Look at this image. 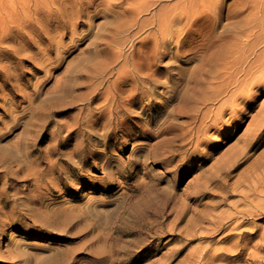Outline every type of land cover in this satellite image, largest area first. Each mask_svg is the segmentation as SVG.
Returning <instances> with one entry per match:
<instances>
[{
    "label": "rangeland",
    "instance_id": "rangeland-1",
    "mask_svg": "<svg viewBox=\"0 0 264 264\" xmlns=\"http://www.w3.org/2000/svg\"><path fill=\"white\" fill-rule=\"evenodd\" d=\"M22 1L31 0H5L10 5ZM43 1L47 6L49 0ZM207 1L160 0L143 14V18H151L163 5L175 8L181 16L192 14V11L203 18L213 6L219 5L217 15L220 21L216 33L222 37L223 46L233 39L251 41L264 38V0ZM32 2L29 4L34 6ZM60 2L52 9L68 6L64 0ZM187 8L190 12L185 10ZM36 19H41V15ZM103 21L102 18L95 20L93 32ZM198 25L193 29L197 28L203 35H187L178 52L174 40L170 39L177 56L157 62L156 91L159 94L155 100L143 99L129 106L132 116L140 112L142 104L149 106L148 114L141 122L135 117L129 124L109 127V117L100 114L105 104L106 87L114 81L117 67L113 74L107 73L102 78L95 99L91 100L88 92V80H83L87 86L82 83L74 88L68 98L51 102L47 109L39 105L51 96L47 95L48 91L55 89V81L72 67L73 59L86 55L82 52L88 48V41L64 58L51 78L45 81L41 77L43 73L33 71L30 62L22 65L19 69L21 80H11L10 84L24 88L27 94L36 95L31 103L22 102L17 97L13 114L20 116V123L32 121L26 131L32 144L29 155L20 154L23 162L19 166L12 165L13 173L0 167V198L7 205L5 212H0V221L6 218L15 220L16 214H11L10 206L19 204L22 213L29 208L39 218L67 224L68 231L62 232V226L48 231L33 230L30 228L34 225L32 217L25 219L23 226L8 225L0 235V251H20L32 259L30 262L10 261L9 264H47L44 260L55 254L60 260H68L66 256L71 255L67 264H120V261L126 264H264V141L250 152L252 157L248 161L232 171L226 182L210 186L205 197L194 194L231 152L242 145L245 134L252 129L254 118L262 108L264 94L254 100L246 116H236V119L226 116L224 124H220L221 133L217 135L211 130L207 144L200 147V152L188 156L182 165L177 162L179 157L168 167L147 159L148 152L163 136L133 138L136 132L156 129V124H147L151 117L159 116L160 123L166 119L171 108L180 104V94L190 84L187 83L189 76L201 66L200 56H210L216 50L205 44L210 24ZM176 28H181V24ZM148 31L145 30L142 36ZM254 49L259 53L263 47L259 45ZM171 91L177 95L171 96ZM12 98L13 94L8 90L0 91V129L2 122L7 120L6 103ZM218 104L207 108L212 109ZM237 107L243 109L241 104ZM23 109L25 112L21 113ZM32 111L36 114L30 119ZM184 121L183 117L172 120L176 128ZM22 130L17 127L6 134L0 140V147L6 150L12 147L23 137ZM139 160L141 162L137 163ZM255 162H258L259 175H251ZM164 193L171 194V202L163 218L159 219L163 221L162 227L159 230L154 228L149 235L130 233L135 219L153 209L154 200ZM172 207L185 212L183 220L173 228L174 214L165 220ZM198 217L204 219L194 224L189 232L191 235L187 236L188 220ZM154 231L157 235L152 239ZM139 236L146 240L135 244Z\"/></svg>",
    "mask_w": 264,
    "mask_h": 264
},
{
    "label": "bare ground",
    "instance_id": "bare-ground-1",
    "mask_svg": "<svg viewBox=\"0 0 264 264\" xmlns=\"http://www.w3.org/2000/svg\"><path fill=\"white\" fill-rule=\"evenodd\" d=\"M31 1L34 6L29 4ZM31 1L10 5L5 0H0V91L8 90L13 94V98L6 103L8 104L5 114L7 120L1 124L0 140L17 127L23 128V137L12 147H8L7 150L0 147V167L9 172L13 164L19 166L23 162L24 158L20 154L29 155L28 150L32 144L26 137L27 128L31 126L32 121L20 123V116L13 114L17 108L16 98L19 97L22 102H30L36 95L35 93L27 94L24 88L22 90L11 85V80H21L19 69L26 62L32 64L33 71L43 73L41 76L43 81L50 79L53 71L63 59L75 52L78 46L86 41H88V48L82 52L86 55L76 60L73 59L72 67L64 71L62 78L55 81V89L48 91L47 95L51 96L39 105L47 109L51 102L68 98L73 89L81 86L86 80L89 82L88 92H90L91 100L95 99L102 85V78L107 73L113 74V70L117 67L114 81L106 87L107 95L100 114L109 117V127H119L131 123L132 118L136 117L141 122L144 116H147L149 106L142 104L136 116L131 115L132 111H129V106L143 99L152 102L158 96L159 93L156 91L158 87L157 62L166 57L175 58L178 49L182 48L180 46L184 45L187 35L202 36V31L197 28L193 29L196 24H199L198 27L205 23L210 24V30L205 36L207 41L205 44L207 47H215L216 50L210 56H200L201 66L189 76L187 83L190 84L180 94V104L173 106L161 123L157 115L147 120V124H156V129L153 131L145 129L142 132H136L133 136V138L163 136L148 152L147 159L165 165V167L171 166L178 157L177 162L182 165L188 156L192 157L200 152V147L207 144V136L211 130H214L217 135L221 133L220 124L225 122L226 116L229 118L246 116L254 100L264 94V38L251 41L233 39L223 46L222 37L216 33L220 21L217 15L219 5L213 6L209 14H205L203 18L197 17V13L192 11V14H196L186 13L185 15L183 13L184 16H181L175 8L163 5L152 14L151 18L145 19L143 14L149 12L160 0H64L68 6L62 9L56 7L52 9L53 5L62 3L60 0H49L47 6L43 0ZM185 10L189 11L188 8ZM38 15H41L39 20L36 19ZM98 18L104 21L97 25L96 32H93V24ZM180 24L181 28L177 29V25ZM80 27L83 29L79 30ZM185 27L188 29L186 30ZM147 29L149 31L142 36ZM183 30H186L185 33ZM170 39L175 42L176 52L171 47ZM259 45L263 49L256 53L254 48ZM176 95V92L171 91V96ZM213 104L218 105L212 109L207 108ZM239 104L243 105V109L237 107ZM24 112L23 109L21 113ZM35 114L34 111L30 112V119ZM119 117H121L120 120ZM176 117L185 118L184 123L177 128L172 122ZM133 138L130 136V139ZM260 141H264V102L254 118L252 129L245 134L242 145L231 152L214 174L205 183L199 185L194 194L205 197L210 186L213 184L218 186L219 183L226 182L237 166L244 164L252 157L250 152L259 147ZM26 161L29 165V161ZM140 162L139 160L137 163ZM257 163L255 162L251 175L260 174ZM14 174L17 173L14 172ZM3 202V198H0V212L7 207ZM170 202V193H164L161 198L155 199L153 209L146 210L140 218L135 219L134 225L129 230L130 233L149 235L154 228L159 230L163 225V221L159 219L163 218ZM18 205L10 206L11 214H16L15 220L6 218L0 221V235L8 225H25L24 220L28 217L33 218L34 225L30 227L33 230L46 229L48 231L49 228L53 230V228L62 226L60 229L65 233L68 228L67 224H57L59 222L54 223L51 222L52 220L39 218L38 214H33V210L29 208L22 213ZM171 214H174L171 228L185 217L183 210H176L172 207L165 216V220ZM150 217L152 219L149 220ZM137 219L142 223L137 222ZM203 219V217L189 219L187 224L189 226L185 228V231L191 232L192 226L202 222ZM153 234L152 239L155 238L157 232L154 231ZM189 235L191 233L187 236ZM144 240L146 239L139 236L135 244H142ZM70 256H66L68 260ZM31 260L29 256L20 251H0V264H9L10 261L30 262ZM68 260H60L58 254H55L44 261L47 264H67ZM119 263L126 264L121 261Z\"/></svg>",
    "mask_w": 264,
    "mask_h": 264
}]
</instances>
